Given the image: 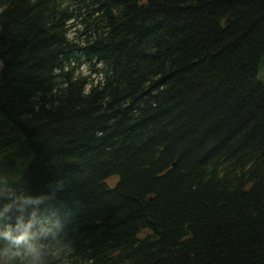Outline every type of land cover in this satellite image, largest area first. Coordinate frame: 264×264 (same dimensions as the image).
<instances>
[{"label":"trees","instance_id":"1","mask_svg":"<svg viewBox=\"0 0 264 264\" xmlns=\"http://www.w3.org/2000/svg\"><path fill=\"white\" fill-rule=\"evenodd\" d=\"M0 62V208L52 196L76 264H264V0H0Z\"/></svg>","mask_w":264,"mask_h":264},{"label":"clouds","instance_id":"2","mask_svg":"<svg viewBox=\"0 0 264 264\" xmlns=\"http://www.w3.org/2000/svg\"><path fill=\"white\" fill-rule=\"evenodd\" d=\"M73 22L69 20L68 24ZM66 37L72 40L73 33H67ZM103 67L101 61L97 68ZM81 75L92 77L83 88L84 95H89L94 87L102 88L106 82L104 72L92 73L87 62L79 66L74 79ZM56 184L63 187L60 181ZM6 195H11L8 184L0 180V199ZM52 198L50 195L20 196L3 204L0 208V264H76L75 243L69 230L61 221L51 220L41 208Z\"/></svg>","mask_w":264,"mask_h":264},{"label":"rangeland","instance_id":"3","mask_svg":"<svg viewBox=\"0 0 264 264\" xmlns=\"http://www.w3.org/2000/svg\"><path fill=\"white\" fill-rule=\"evenodd\" d=\"M80 30L81 25L79 24L78 27ZM74 27H71V31L73 33V37L72 40L74 42H79V40H81L80 35H78V33L76 31H74ZM1 62H0V72H1ZM79 68V67H78ZM91 71V70H90ZM92 72V71H91ZM94 73V72H92ZM82 77H86L90 82H91V75L89 76H83ZM258 81L264 85V62L262 63L260 69H259V73H258ZM10 155L9 158H6L2 161V163H5L6 166L0 167V180H4L7 182L8 186H11L13 184H15L18 179L20 178L21 174L26 171L27 169V163L24 160H20V157H13L11 156L10 153H7Z\"/></svg>","mask_w":264,"mask_h":264}]
</instances>
